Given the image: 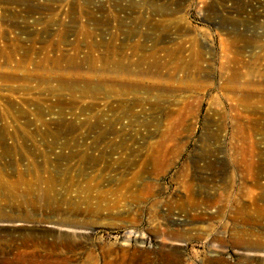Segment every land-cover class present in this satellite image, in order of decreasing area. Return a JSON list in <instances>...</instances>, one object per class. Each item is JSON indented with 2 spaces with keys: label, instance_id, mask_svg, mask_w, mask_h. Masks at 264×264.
<instances>
[{
  "label": "rangeland",
  "instance_id": "1",
  "mask_svg": "<svg viewBox=\"0 0 264 264\" xmlns=\"http://www.w3.org/2000/svg\"><path fill=\"white\" fill-rule=\"evenodd\" d=\"M123 249L264 264V0H0V264Z\"/></svg>",
  "mask_w": 264,
  "mask_h": 264
},
{
  "label": "bare ground",
  "instance_id": "2",
  "mask_svg": "<svg viewBox=\"0 0 264 264\" xmlns=\"http://www.w3.org/2000/svg\"><path fill=\"white\" fill-rule=\"evenodd\" d=\"M119 66L122 67V69L126 70L128 69L127 65H125L124 63H120ZM27 247L30 248V252H28L27 250H20L21 247ZM16 249H18V255H17V259L19 262H33L35 263L36 261V253H37V248L39 247V243L35 242L34 240L31 239H24L22 241V243L20 244ZM52 245H54V243L52 242ZM63 245L66 247H70L71 249H75L76 245L74 243L71 242H67L64 241ZM52 251V250H51ZM54 252V251H53ZM138 253V256H136ZM150 252L148 250H128V249H123L122 250V254L120 255V258L124 259L126 258L127 260H125V264H152L150 261L147 260V257L149 256ZM166 259L159 262V264H168L169 259H171V256L174 257L172 255L171 252H166L164 253ZM146 257V258H145ZM220 260L219 259H213L209 262V264H219ZM158 264V263H156Z\"/></svg>",
  "mask_w": 264,
  "mask_h": 264
}]
</instances>
